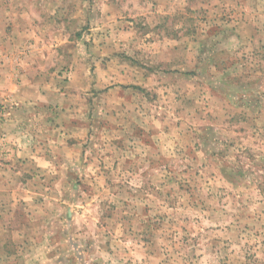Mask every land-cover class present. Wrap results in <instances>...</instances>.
Returning a JSON list of instances; mask_svg holds the SVG:
<instances>
[{"label":"clouds","instance_id":"1","mask_svg":"<svg viewBox=\"0 0 264 264\" xmlns=\"http://www.w3.org/2000/svg\"><path fill=\"white\" fill-rule=\"evenodd\" d=\"M0 264H264V0H0Z\"/></svg>","mask_w":264,"mask_h":264}]
</instances>
